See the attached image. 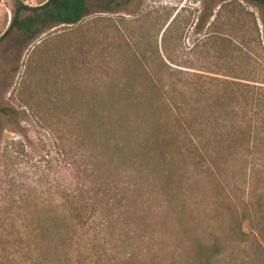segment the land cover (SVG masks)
<instances>
[{"label": "rangeland", "instance_id": "rangeland-1", "mask_svg": "<svg viewBox=\"0 0 264 264\" xmlns=\"http://www.w3.org/2000/svg\"><path fill=\"white\" fill-rule=\"evenodd\" d=\"M106 1L85 0L88 12L74 25H52L30 40L12 29L0 41V108L5 109L0 113V187H15L6 195L22 196V180L41 193L53 185L56 143L68 147L72 122L89 116L94 83L141 70L178 69L219 78L213 71H226L202 50L198 60L184 65L187 50L206 29L195 27L200 12H215L221 0H118L104 10ZM240 1L259 23L257 7ZM18 2L36 7L45 0H0V36ZM25 15L19 12L20 18ZM199 97L190 89L186 117L196 115ZM225 158L212 177L192 155L186 158L179 169L177 207L157 180L144 179L140 166L131 170L125 179L135 181L128 203L133 210L130 215L125 209L123 215L103 211L102 257L134 252L139 264H185L193 252L178 225L183 211L189 229L220 248L213 264H264V133ZM95 162L87 160L86 168L100 175L101 162ZM83 176L87 183L105 181ZM137 231L144 243L134 238ZM8 257L11 264H22L19 257Z\"/></svg>", "mask_w": 264, "mask_h": 264}, {"label": "trees", "instance_id": "trees-1", "mask_svg": "<svg viewBox=\"0 0 264 264\" xmlns=\"http://www.w3.org/2000/svg\"><path fill=\"white\" fill-rule=\"evenodd\" d=\"M117 1L107 0L101 7L108 10ZM221 1L215 12H200L195 27L206 29L187 50L184 65L198 60L202 50L225 66L226 71H213L222 78L167 68L124 72L94 83L89 116L72 122L68 147L56 143L53 185L41 193L22 180L18 198L6 195L13 184L0 187V264H11L9 255L22 264H139L132 251L112 257L98 251L105 240L103 211L132 213L128 203L135 181L125 179L127 174L140 166L144 179L157 180L177 207L179 169L188 156L212 177L233 149L248 148L264 133V0H244L257 7L259 23L240 0ZM21 11L26 13L22 18ZM87 12L85 0H45L36 7L18 2L0 41L12 29L30 40L52 25H74ZM161 64L166 65L164 60ZM192 88L200 104L196 115L186 117L185 99ZM87 160L101 162L100 175L86 168ZM82 173L105 181L87 183ZM178 225L193 252L185 264H213L218 245L195 235L183 211ZM134 238L142 237L137 231Z\"/></svg>", "mask_w": 264, "mask_h": 264}]
</instances>
